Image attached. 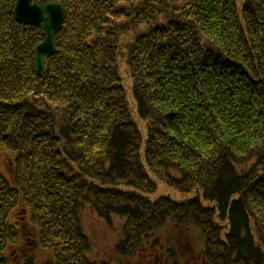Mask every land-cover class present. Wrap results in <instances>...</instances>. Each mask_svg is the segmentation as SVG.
Masks as SVG:
<instances>
[{
  "label": "trees",
  "instance_id": "1",
  "mask_svg": "<svg viewBox=\"0 0 264 264\" xmlns=\"http://www.w3.org/2000/svg\"><path fill=\"white\" fill-rule=\"evenodd\" d=\"M36 1L65 11L42 74L0 0V264H92L85 202L124 221L100 264H264V0Z\"/></svg>",
  "mask_w": 264,
  "mask_h": 264
},
{
  "label": "rangeland",
  "instance_id": "2",
  "mask_svg": "<svg viewBox=\"0 0 264 264\" xmlns=\"http://www.w3.org/2000/svg\"><path fill=\"white\" fill-rule=\"evenodd\" d=\"M48 2H46V4ZM51 2H56V1H51ZM125 83H131V79L129 77H126ZM13 159H14L13 156L0 152V170L2 173H4L8 177L11 175L10 169H9V163L13 166ZM51 190H53V188ZM169 195L175 196L177 198H181L183 196L177 190H175L174 188L170 187L165 182H162L160 180L158 181L157 191L154 194L150 195V197L153 200V199H157L162 196L165 197ZM85 203L86 205L83 208L84 210L81 214V223H82L84 231L88 234L91 240L90 250L88 252V255L90 258L89 261L92 264H100V261L102 260L103 261L106 260L108 262L111 261L112 263H117L116 260H121V258L124 257L120 254H117L114 251V246L119 242L124 221L119 219L118 217H114V223L109 224L106 221H104L102 217H100V215L96 211H94L95 213L93 212L92 207H90L88 202H85ZM21 216H25V214H21ZM18 220L22 221L23 219L19 218ZM28 220H29V216H28ZM34 230H35L34 231L35 234L39 235L41 231V227L39 228L35 227ZM163 234H166V233H163ZM179 235L181 234L179 233ZM160 236H161V241L163 242L162 244L158 245V243L157 244L155 243V240L153 238H150L148 240L149 245H147V248L148 249H158L160 246L161 249H164V245H166L167 243L168 235H160ZM180 238L182 239V236ZM37 239L40 240L39 238ZM180 242L181 241L179 240V243ZM174 245L176 246V241L174 242ZM140 248H142L141 252L143 253L147 252L145 251V247H140ZM15 256L17 259L20 258L19 263L23 262L26 258L27 260L33 259L36 263H39V264H42L43 261L47 262L46 264H54V260L56 259L54 255L52 254V252H50L49 254L48 252L43 250L42 247L40 246L35 247L33 252H29V254H26V255L23 254L22 256H19V254H16ZM126 260H129V262H132L133 259L125 258V261ZM138 262L140 261L136 260L135 263L134 261L132 263L138 264ZM124 264H127V262H125Z\"/></svg>",
  "mask_w": 264,
  "mask_h": 264
},
{
  "label": "water",
  "instance_id": "3",
  "mask_svg": "<svg viewBox=\"0 0 264 264\" xmlns=\"http://www.w3.org/2000/svg\"><path fill=\"white\" fill-rule=\"evenodd\" d=\"M15 16L21 23L41 25L45 30V40L36 47V67L42 74L46 69V59L56 52L54 36L62 29L64 8L59 2H48L42 7L36 0H18Z\"/></svg>",
  "mask_w": 264,
  "mask_h": 264
},
{
  "label": "bare ground",
  "instance_id": "4",
  "mask_svg": "<svg viewBox=\"0 0 264 264\" xmlns=\"http://www.w3.org/2000/svg\"><path fill=\"white\" fill-rule=\"evenodd\" d=\"M51 2V1H50ZM62 5V4H61ZM63 6V5H62Z\"/></svg>",
  "mask_w": 264,
  "mask_h": 264
}]
</instances>
